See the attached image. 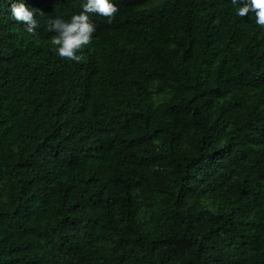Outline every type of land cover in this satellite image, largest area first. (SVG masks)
<instances>
[{
	"label": "trees",
	"instance_id": "trees-1",
	"mask_svg": "<svg viewBox=\"0 0 264 264\" xmlns=\"http://www.w3.org/2000/svg\"><path fill=\"white\" fill-rule=\"evenodd\" d=\"M24 1L48 12L32 35L0 0V264H264L249 0H111L79 63L45 16L82 0Z\"/></svg>",
	"mask_w": 264,
	"mask_h": 264
},
{
	"label": "clouds",
	"instance_id": "clouds-1",
	"mask_svg": "<svg viewBox=\"0 0 264 264\" xmlns=\"http://www.w3.org/2000/svg\"><path fill=\"white\" fill-rule=\"evenodd\" d=\"M232 4H238V0H230ZM19 2V3H18ZM82 11L79 12L80 3L77 8L66 15H46L48 23V31H55V35L51 37V45L54 51L61 59L75 61L79 63L83 56L79 53L91 44L93 34L97 30V25L90 19L92 13H98L106 18L110 24L119 11L117 5L111 0H82ZM26 25L27 33L35 35L37 28L44 32V26L39 21L40 15L48 12L41 2L28 3L24 0H8L7 8H2L1 12L4 19L8 13L9 17ZM249 13H253V19L256 26L264 28V0H249L243 6L238 7L237 15L244 17ZM68 20V21H67ZM12 48H0V57L8 58Z\"/></svg>",
	"mask_w": 264,
	"mask_h": 264
}]
</instances>
